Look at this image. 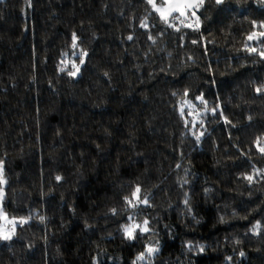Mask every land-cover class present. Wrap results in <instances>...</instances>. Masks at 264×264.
Here are the masks:
<instances>
[{"label":"trees","instance_id":"obj_1","mask_svg":"<svg viewBox=\"0 0 264 264\" xmlns=\"http://www.w3.org/2000/svg\"><path fill=\"white\" fill-rule=\"evenodd\" d=\"M196 13L198 30L148 0H0L2 204L30 217L0 264H264V5ZM129 216L151 231L127 240Z\"/></svg>","mask_w":264,"mask_h":264},{"label":"snow or ice","instance_id":"obj_2","mask_svg":"<svg viewBox=\"0 0 264 264\" xmlns=\"http://www.w3.org/2000/svg\"><path fill=\"white\" fill-rule=\"evenodd\" d=\"M29 6L31 5V0H28ZM148 3L151 4L153 6V8L160 13L161 19L165 22L168 23V19L169 16H172L174 13H178L179 15L174 17L175 19H179L180 16H193L196 17V29H199V17L196 16V11L199 8H202L205 6V0H161V6L157 7V0H148ZM215 3L218 5H222L225 3V0H215ZM259 3L261 5H264V0H259ZM252 24L254 26H257V22L256 21H252ZM144 27H146L147 25H142ZM170 27H174L175 25L173 24H169ZM187 27H192V24H188L186 25ZM258 27L264 28V21L260 22V24L258 25ZM179 29H177L178 31ZM257 33L253 32L251 35L248 36L249 40H252L254 38H256ZM259 36L264 37V32H260ZM151 38V37H150ZM77 35L75 33H73L72 36V47L75 49L78 47L77 45ZM129 40L132 39L131 36L128 37ZM193 43H197V41H192ZM248 51L250 52H257V49L255 48H249ZM258 54L261 57H264V51H260L258 52ZM81 57H85L88 55L87 52H80L79 54ZM66 61H61V67H60V71L64 72L67 71V74L69 76L72 77H76L77 74L80 72V66L77 65L75 63V61H71V66H72V70H67L66 67L64 65H66ZM81 64L84 63L83 59H81L80 61ZM256 91L258 93L260 92H264V87H259L256 89ZM197 99H200L201 103H206V101L203 100L202 97H197ZM212 111H215V109H213ZM181 113L183 114V108H181ZM201 135H203V133H201ZM197 139H199V137H197ZM257 147L259 148V151L264 154V147L260 146V141H257ZM177 167H180L179 165H177ZM260 170H254V175L258 174ZM254 175H247L245 178L249 181L252 182L254 179ZM57 180H60L61 177L57 176L56 177ZM187 181H185L186 183ZM7 184V180L5 178L4 175V163L3 161H0V185H6ZM4 189L3 187H0V220H4L6 222V224L11 225V228H5L4 226H0V240L3 241H9L12 239V237L15 235V229H16V225L17 223L23 225V224H27L29 222V218H24L21 217L17 220V218L13 217L11 219L8 218V215L6 212H4L3 210V199H4ZM127 202V205L130 208H137L138 205H149V201L147 199L146 196H141V188L140 186H136V188L134 189V191L131 193V197H125L124 198ZM188 201L187 199L185 200V204H187ZM111 212L115 215L117 210L115 208L111 209ZM41 219L43 220V217H41ZM128 220L131 221L130 223H127L125 225L122 226V231L124 233V236L127 240L129 241H133L138 239L137 233L140 234V238L143 237V234H146L148 232L151 231V229L149 228V221L147 219H144L142 224L141 223H137L135 221V218L133 216H129ZM221 220L223 221V217L221 218ZM262 225L261 222L259 220H257L255 222V224L252 226V228L250 229V231H252L255 234H259V230L261 229ZM203 247L200 248V251H203ZM157 252H159V247H153V246H148L146 248V253L148 257H151L152 255L156 254ZM241 256H244L245 254L243 252L240 253ZM229 260H231V257H228ZM146 260V255L144 252L140 253L137 258L136 261H134V264H140V262L145 261Z\"/></svg>","mask_w":264,"mask_h":264},{"label":"rangeland","instance_id":"obj_3","mask_svg":"<svg viewBox=\"0 0 264 264\" xmlns=\"http://www.w3.org/2000/svg\"><path fill=\"white\" fill-rule=\"evenodd\" d=\"M161 6V5H160ZM160 6H157V7H160ZM196 11V10H195ZM158 14H160V13H158ZM197 14V13H196ZM174 15H179L178 13H174L172 16H169V19L168 20H170V19H172V17L174 16ZM190 16V15H189ZM180 17H182V18H184V17H186V16H180ZM8 215V214H7ZM8 218L9 219H11V218H13V217H9L8 216ZM17 220H18V218H17ZM0 226H4L5 228H11V225H9V224H6V222L4 221V220H0ZM19 226H22L21 224H19V223H17V225H16V229L19 227ZM16 229H15V232H16Z\"/></svg>","mask_w":264,"mask_h":264}]
</instances>
